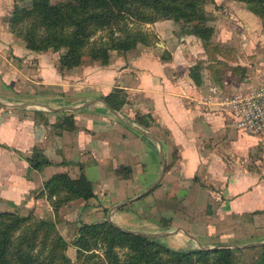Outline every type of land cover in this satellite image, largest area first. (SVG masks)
I'll return each mask as SVG.
<instances>
[{
	"label": "crops",
	"instance_id": "obj_1",
	"mask_svg": "<svg viewBox=\"0 0 264 264\" xmlns=\"http://www.w3.org/2000/svg\"><path fill=\"white\" fill-rule=\"evenodd\" d=\"M211 5L207 25L223 48L213 57L187 28L160 20L150 25L155 44L109 65L64 70L28 49L0 10V211L53 210L55 198L39 193L67 172L84 174L96 194L63 207L77 226L109 221L188 250L264 242L262 233L246 236L248 220L264 214V130H241L229 112L203 103L216 90L264 86V24L243 2ZM30 65L33 79L24 73ZM117 87L128 94L121 111L103 99ZM70 115L74 130L61 125ZM35 148L51 163L31 167ZM201 219L206 228L196 233L191 225Z\"/></svg>",
	"mask_w": 264,
	"mask_h": 264
},
{
	"label": "trees",
	"instance_id": "obj_2",
	"mask_svg": "<svg viewBox=\"0 0 264 264\" xmlns=\"http://www.w3.org/2000/svg\"><path fill=\"white\" fill-rule=\"evenodd\" d=\"M15 1L7 18L10 31L30 50H63L61 68L80 66L85 59L109 65L115 52L124 54L139 44L152 45L154 35L143 26L160 20H184L187 31L202 40L209 57L223 50L212 42L215 28L207 25L212 18L206 6L215 0ZM237 1L245 3L264 23V0ZM98 32L102 35L96 37ZM127 97V92L117 87L103 99L112 109L121 111ZM148 118L137 115L146 127L151 123ZM61 125L76 129L74 116H66ZM29 162L33 168L51 163L39 148H35ZM44 195L55 198V210L66 202L96 196L84 174L73 178L67 172L50 177L39 197ZM70 244L76 248L80 264H237L234 248L179 251L155 237L127 231L109 221L81 223ZM67 246L54 221L37 218L31 212L25 216L0 211V264H73L66 254ZM255 247L262 249V256L250 264H264V244L250 248Z\"/></svg>",
	"mask_w": 264,
	"mask_h": 264
},
{
	"label": "rangeland",
	"instance_id": "obj_3",
	"mask_svg": "<svg viewBox=\"0 0 264 264\" xmlns=\"http://www.w3.org/2000/svg\"><path fill=\"white\" fill-rule=\"evenodd\" d=\"M53 1L56 2L58 0H53ZM229 1H231V0H229ZM4 2H5V4L3 3V5L0 3V10L3 11L4 14H6V18H8L10 16V14L12 13V11L14 10V8H15L16 1L15 0H4ZM19 3L23 4V2H19ZM212 3L213 2H209L207 4V6H206V9L209 12L211 18L213 19L212 15H211V13L209 11L210 9H208L210 7L213 8L212 5H211ZM247 8H248V6H247ZM248 10H250V9L248 8ZM209 24L211 25V23H209ZM150 25L151 24H146V25L143 26V28L145 30L147 29L150 32V34H152L151 36L154 35V41L155 42L153 44H155L157 41H159V39L157 38L156 34L153 31H151L150 28H152V27ZM175 25H177L176 26L177 28H186V24H185L184 20L175 21ZM195 25H197V23H192V26H195ZM8 28H10V27H8ZM101 35L102 34L100 32H98L96 37L101 36ZM62 52H64V51L62 50V51L56 52V51H53V50H48V51H42V52H37V53L46 54V56H48L49 58H51V56L54 57L55 61H56L55 63L57 64V66H58V68L60 70L69 69V68H61L60 65H59L60 56L62 55ZM220 52H222V51H220ZM216 53L217 52H214L213 56H215ZM117 54H120V53H116V52L113 53L112 59L115 58L116 56H118ZM89 61H90L89 59H85V62H89ZM77 67H79V66H77ZM74 68H76V67H74ZM36 69H37V66L30 65L28 67V69L24 73H25V75L27 77L33 79L32 75L35 73ZM71 69H73V68H71ZM28 87H29V85L27 84L26 88H28ZM43 197H46V196L44 195ZM67 203H69V202H66L65 204H62L59 207L58 210H55V208H53V210H51V209L50 210L45 209L44 211L42 210L43 213H44L43 215L40 214V212H37L35 209H32V210H30V209H28V210L19 209V210H15V211L18 212L19 214H22V215H25V216L28 215L31 212L37 218L50 219V220L54 221L56 223V225H57V228H58V231H59L60 235L63 237L65 243L68 245L67 248H66V254L72 260L73 264H80L78 262V260H77V256H76L75 259H72L71 256L69 255V249H70L69 247H71L70 243L75 238V236H76V234L78 232L79 226H77L76 223L73 222V221L67 222L66 219L64 218L65 210H62V209H63V207L66 206ZM12 211H14V210H12ZM47 211H48V213L45 214V212H47ZM247 223H248V227H247L248 228V232H246L247 233L246 234L247 237L251 236L253 233H255L257 236H259V233H262V235H264V214L263 215L259 214L256 217H253L251 220L249 219ZM205 228H206V225H205V220L204 219L203 220L201 219V221L199 220L198 224H192L191 225V229L194 230L196 233H198V230L201 231V230H204ZM242 237H244V236H242ZM156 239L158 241H160L161 243H163L162 240H164V242L166 241L169 245H173L174 244V241H170V240H173V239H169L168 237L156 238ZM229 240L230 241L225 239V240H223V242L227 243V244L234 243V247H232V248L235 249V251H234V254H235L234 257L235 258L234 259H235V262L237 264H250V263H254V262L260 260V258L262 256V249L261 248H258V247L250 248V246H245L247 244H244V243H241V242H234L232 239H229ZM255 241L256 242L254 244H256V245H254V246H257L259 244V242L257 240H255ZM220 242H222V241H220ZM251 244H253V243H251ZM174 245H175V247L174 248L172 247V248L175 249V250L190 251L187 248H180L179 246H176L177 245V241H175ZM238 248H240V250H238ZM76 252H77V250H76Z\"/></svg>",
	"mask_w": 264,
	"mask_h": 264
},
{
	"label": "built area",
	"instance_id": "obj_4",
	"mask_svg": "<svg viewBox=\"0 0 264 264\" xmlns=\"http://www.w3.org/2000/svg\"><path fill=\"white\" fill-rule=\"evenodd\" d=\"M203 103L221 112H229L235 126L241 130L255 133L264 130V86L237 90L230 94L216 90Z\"/></svg>",
	"mask_w": 264,
	"mask_h": 264
},
{
	"label": "water",
	"instance_id": "obj_5",
	"mask_svg": "<svg viewBox=\"0 0 264 264\" xmlns=\"http://www.w3.org/2000/svg\"><path fill=\"white\" fill-rule=\"evenodd\" d=\"M143 134H149L148 132H146V131H144V130H142L141 131ZM116 225V224H115ZM118 226V225H117ZM120 227V226H119ZM120 228H122V227H120ZM122 229H124V228H122ZM126 230V229H125ZM128 231V230H127ZM133 232V231H132ZM135 233H141V232H135ZM141 234H145V233H141ZM145 235H148V236H151V237H154V236H152V235H149V234H145ZM262 244H264V242H261V243H259L257 246H259V245H262ZM254 245H256V244H247V245H245V246H254ZM217 247H234V245L233 244H227V245H221V246H217ZM213 248H215V247H213ZM200 249H212V248H205V247H201Z\"/></svg>",
	"mask_w": 264,
	"mask_h": 264
}]
</instances>
